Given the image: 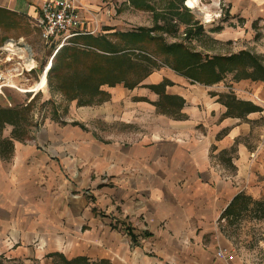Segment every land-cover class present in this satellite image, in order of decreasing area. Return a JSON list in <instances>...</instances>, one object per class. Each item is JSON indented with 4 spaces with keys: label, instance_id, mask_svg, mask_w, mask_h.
I'll list each match as a JSON object with an SVG mask.
<instances>
[{
    "label": "crops",
    "instance_id": "0c3cea01",
    "mask_svg": "<svg viewBox=\"0 0 264 264\" xmlns=\"http://www.w3.org/2000/svg\"><path fill=\"white\" fill-rule=\"evenodd\" d=\"M48 1L61 0H0V11L30 22ZM77 1L84 25L70 41L119 30L96 0ZM223 1L244 31L254 21L264 22V0ZM239 36L227 29L221 33L226 39ZM232 75L229 83L224 84L225 76L204 86L159 67L132 90L103 87L110 100L88 108L93 121L118 129L116 137H97L94 128L90 142L84 134L72 138L49 127L41 138L45 147L36 143L33 152L45 159L44 180L49 188L58 187L53 198L38 189L46 193L38 199L34 154L30 158L31 149L16 146L40 139L39 132L22 142L11 133L1 135L0 254L51 261L59 254L94 264H234V257L228 262L216 258L223 249H216L222 244L218 222L238 194L264 198V85ZM166 82L165 94L183 102L178 118L156 115L152 104L156 94L151 96L149 87ZM240 104L249 110L241 113ZM76 107L69 106L71 117ZM82 121L69 125L86 131ZM59 124L68 127L62 118ZM79 188L90 191L87 197L73 195ZM69 219L81 224V256L79 245L68 239ZM37 237L36 245L49 247L45 254V248L32 247Z\"/></svg>",
    "mask_w": 264,
    "mask_h": 264
},
{
    "label": "rangeland",
    "instance_id": "374dc122",
    "mask_svg": "<svg viewBox=\"0 0 264 264\" xmlns=\"http://www.w3.org/2000/svg\"><path fill=\"white\" fill-rule=\"evenodd\" d=\"M186 1L187 0H151V10H138L131 6L129 0H96L102 9L101 11H104L105 14L107 10L110 11L109 18L115 23L116 29H119L117 32H130L139 28L156 29L157 27L163 26L167 29H171L168 34L156 30L150 35L162 36L168 44H183L190 51L201 54L203 58L206 56H223L236 54L240 51H247L254 56H258L261 60V64L264 66V22L254 21L247 27L248 29L244 31L241 19L232 18L231 15L228 14L227 4L223 0H199L197 7L194 9L187 8L185 5ZM206 14L210 15L209 21L206 20ZM223 29H227L228 32L231 33L238 32L241 36L226 39L221 37ZM188 32L191 33L188 34ZM40 38V34L38 30L34 28L32 20H30V22L24 21L19 17L0 11V48L4 46L7 40L20 41L23 43V46L25 45L31 50L32 56L30 59L33 60L34 65L36 64L37 66L36 70L31 74H28V71L24 72L21 76L17 73L19 76L17 77L16 75V77H14L19 78V82L16 81L18 79L12 78L15 74L11 73V77L7 76V80L12 79L9 82L12 87H9L11 89L1 91L0 108H5L6 110L16 108L21 110L32 102V105L29 107L30 112H28L27 122L21 136L27 137V135H29L33 138L34 134L39 132L40 139L36 141H27L28 143L26 142V145H24L25 147L16 146L22 149H31L32 152L29 153L30 158L33 156L32 154H34L32 160L36 163L37 185L35 186L38 199H41L46 193L52 194L53 198L55 197V193L58 192L56 184H51L52 188H49L43 178L45 168V159L43 155L33 152L36 151V143H38L41 148L45 147L44 141H42L41 138L44 136L45 132H50L49 127L54 128L56 133H67L68 131L70 134L68 135L72 138H74V135L79 136L80 134H84L90 142H92L90 140V134H92V132L94 134L97 132L99 134H97V137L100 138L101 136L114 138L118 130L113 125L101 126L97 121H93V119H91L93 115L92 108L78 107L76 105V113L72 117L69 115V106L72 104L75 105L76 101H66L60 94L51 91L49 87L50 82H48V72L50 69L46 73H43L42 69L45 65L47 68L49 65L52 66V62L48 66L47 63L54 49L53 47L48 48ZM2 56H0V60H3ZM0 65L2 64L0 63ZM157 65H160L159 62H157ZM2 69H4V66ZM157 69H153V72H156ZM44 75L45 82L47 83H45L46 87L43 90L40 89L37 93H21L22 90L34 89V86L36 87V85L40 84L41 78ZM225 76L226 81L224 84L229 83V81L233 79L232 74ZM149 91L151 96L155 95L151 89ZM152 98L156 100L152 103L155 107L156 115L160 112L159 103H164L162 107L168 106V102H166L165 99L159 102L158 95ZM132 99H139V97L134 96ZM252 100L256 103L261 102L254 97ZM53 111H56L55 116H52ZM172 111V114H166L169 118L172 119L181 116L178 114L179 109L178 111ZM82 116L86 119H84V122L82 121ZM59 118L67 120L68 127H62L61 124H59ZM52 120L57 123H54ZM72 121H77L79 125L82 124V121L83 124L86 125V131L71 127L69 124ZM94 128L96 132L93 130ZM12 130V126L5 125L0 132V136L6 137ZM263 138L264 136L260 140L261 144L262 141L264 143ZM75 141L76 140H73L72 142L75 143ZM27 156L28 155H26L25 158H27ZM73 161L75 160L71 158V163H73ZM69 176L71 177L70 174ZM83 188L74 191L73 195L79 194L80 196L83 193V196L87 197L85 192L89 193L90 191L82 190ZM38 189L45 190L46 193H38ZM71 189L74 190L73 187ZM69 196L70 191L68 192V197ZM245 196L251 201L248 205V211L242 212L237 218H229L228 220L218 222V229L220 231L219 238L222 244L216 245V249L220 246L225 252L230 255L232 254L235 258L234 264H264V198H253L249 195ZM71 200V197H69V210L72 206L71 202H73ZM252 202L259 203L262 209L259 210V212H254V210H257V207ZM100 214L102 215L103 213ZM101 219L104 218L101 217ZM104 222L105 221L102 220L100 221L101 227L104 225ZM79 224L80 222L68 220V239L69 241H73L74 244L79 245V256H81L83 255L81 237L77 236L81 225ZM39 239V237L36 238L37 242L33 244L32 247H36L37 251L38 247L45 248L44 251H42L44 252L42 254H45L48 252L47 249L49 247H45V244L41 246L36 245ZM6 256V254H0V264H68L64 259L58 257H54L55 259L52 258L51 261V259L39 256L38 258L36 257V259L30 260L25 257L9 259ZM67 259L70 260L72 258L69 256ZM77 264L94 263L84 262Z\"/></svg>",
    "mask_w": 264,
    "mask_h": 264
},
{
    "label": "trees",
    "instance_id": "16d2710c",
    "mask_svg": "<svg viewBox=\"0 0 264 264\" xmlns=\"http://www.w3.org/2000/svg\"><path fill=\"white\" fill-rule=\"evenodd\" d=\"M150 1L129 0L131 6L138 10H151ZM156 30L168 34L171 29L162 26L156 29L139 28L130 32H114L98 37L79 35L53 56L48 72L51 91L60 94L66 101H76L78 107L97 106L110 100V94L103 87L114 88L122 84L124 88L132 90L153 73V69L159 67H167L191 83L204 86H214L228 74H234L237 80L249 79L264 85V66L258 56L241 51L230 57L203 58L183 44H168L162 36H151ZM166 85L170 86L169 82L149 89L159 96V102L162 99L168 102L166 107H162L164 103H159V109L169 115L173 113L172 110H180L183 102L177 97L166 95ZM31 105L32 102L21 110L0 108V132L3 126H12L11 138L22 142L25 137L21 133ZM242 106L237 107L241 109V113L249 110L246 104ZM52 113L55 116L56 111ZM249 202L251 201L247 196L238 194L221 214L220 221L237 218L242 212L248 211ZM253 204L257 207L254 212L262 209L259 203ZM50 257L64 259L68 264L88 263V259L84 257L68 261L59 254Z\"/></svg>",
    "mask_w": 264,
    "mask_h": 264
},
{
    "label": "built area",
    "instance_id": "2783aa9c",
    "mask_svg": "<svg viewBox=\"0 0 264 264\" xmlns=\"http://www.w3.org/2000/svg\"><path fill=\"white\" fill-rule=\"evenodd\" d=\"M31 20L34 28L40 34V39L48 48L53 47L54 49L47 66L51 64L55 53L63 46L69 45L70 39L78 35V30L84 25L77 0L45 2L40 8L38 17ZM0 53V56L4 55L2 56L3 60H0L2 64L0 65V90L4 91L5 89H11L9 88V82L12 79L7 80V76L11 77V73L15 74L12 78H15L17 73L21 76L24 72H27L24 67L33 60L30 59L32 56L31 50L27 46H23L20 41L7 40L4 46L0 48ZM3 66L4 69H2ZM46 68L45 65L42 69L43 73ZM233 257L232 254H228L223 249L216 251V258L225 262L232 260Z\"/></svg>",
    "mask_w": 264,
    "mask_h": 264
},
{
    "label": "bare ground",
    "instance_id": "6f19581e",
    "mask_svg": "<svg viewBox=\"0 0 264 264\" xmlns=\"http://www.w3.org/2000/svg\"><path fill=\"white\" fill-rule=\"evenodd\" d=\"M198 1L199 0H187L186 1V3H185V5L187 6V8H189V9H194V8H196L197 7V4H198ZM209 18H210V15H208V14H206V20L207 21H209ZM33 68H35L34 67V63L33 62H31L29 65H26L25 67H24V69L26 70V71H28V72H30V71H32V69ZM49 68H50V65H49V67L45 70V73L49 70ZM45 83H47V82H45V75L41 78V82H40V84L39 85H36V87L34 86V89H29V90H22L21 91V93H26V92H39V90L40 89H44L46 86V84ZM14 85V84H13ZM9 87H12L11 85L9 86ZM0 93H1V90H0Z\"/></svg>",
    "mask_w": 264,
    "mask_h": 264
}]
</instances>
